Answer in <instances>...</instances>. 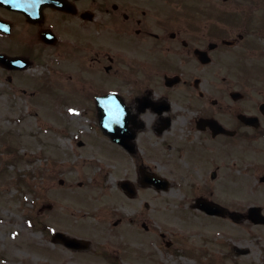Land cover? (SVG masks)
I'll return each instance as SVG.
<instances>
[{
  "label": "flooded vegetation",
  "instance_id": "obj_1",
  "mask_svg": "<svg viewBox=\"0 0 264 264\" xmlns=\"http://www.w3.org/2000/svg\"><path fill=\"white\" fill-rule=\"evenodd\" d=\"M58 2L31 0L32 17L0 5L4 34L22 41L8 54L27 63L9 72L24 73L46 59L48 72L74 84L82 102L67 108L80 120L73 133L78 155L109 161L116 174L109 177L113 191L103 185L91 195L105 202L110 195L114 226L124 217L126 227L157 244L165 229L150 231L146 221L156 220L149 219L147 199L132 202L183 192L186 214L248 222L263 236L264 0ZM68 21L83 33L62 36L58 30ZM44 30L54 32L55 42L39 39Z\"/></svg>",
  "mask_w": 264,
  "mask_h": 264
},
{
  "label": "rangeland",
  "instance_id": "obj_2",
  "mask_svg": "<svg viewBox=\"0 0 264 264\" xmlns=\"http://www.w3.org/2000/svg\"><path fill=\"white\" fill-rule=\"evenodd\" d=\"M68 24L58 30L62 36L66 30L83 33ZM20 37L0 34V51H18ZM45 63L46 59L19 74L0 66V264H264V231L260 236V228L248 222L225 223L203 214L193 216L192 210L186 214L188 193H148L132 202L137 206L147 199L149 219L156 220L146 221L150 231L164 233L165 229V237L156 239L157 244L145 249L136 246L153 243L150 231L151 237L129 226L127 235L123 225L118 233L110 195L106 202L91 197L101 185L113 191L109 177L116 174L110 171L109 161H81L73 139L80 120L75 112H65L68 104H80L82 98L74 84L63 80L60 72H48L51 66ZM91 138L101 142L94 134ZM94 206L99 207L97 213ZM187 217L201 223L199 232L192 230ZM134 223L140 228L142 222ZM50 230L87 236L91 244L72 251L53 243ZM241 245L249 251L238 253L235 248Z\"/></svg>",
  "mask_w": 264,
  "mask_h": 264
},
{
  "label": "water",
  "instance_id": "obj_3",
  "mask_svg": "<svg viewBox=\"0 0 264 264\" xmlns=\"http://www.w3.org/2000/svg\"><path fill=\"white\" fill-rule=\"evenodd\" d=\"M4 2L7 6H12L21 10H27L26 6L20 2V0H0V3ZM13 58L8 57L4 54H0V64L7 67L12 68L14 67L15 63L12 62ZM55 240H60L62 242H66V237H63L61 233H57L54 237Z\"/></svg>",
  "mask_w": 264,
  "mask_h": 264
},
{
  "label": "bare ground",
  "instance_id": "obj_4",
  "mask_svg": "<svg viewBox=\"0 0 264 264\" xmlns=\"http://www.w3.org/2000/svg\"><path fill=\"white\" fill-rule=\"evenodd\" d=\"M200 227H201V223L199 221L192 222V230L194 232H199ZM207 228H209L212 233H215L217 230L214 226H211V225H208Z\"/></svg>",
  "mask_w": 264,
  "mask_h": 264
}]
</instances>
